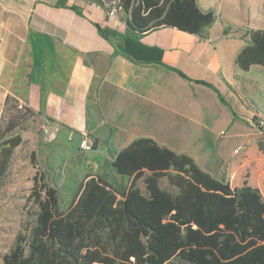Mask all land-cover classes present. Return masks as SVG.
<instances>
[{
    "label": "crops",
    "instance_id": "0c3cea01",
    "mask_svg": "<svg viewBox=\"0 0 264 264\" xmlns=\"http://www.w3.org/2000/svg\"><path fill=\"white\" fill-rule=\"evenodd\" d=\"M197 4L215 17L198 35L162 27L136 37L108 0H0V125L8 106L26 109L32 124L57 127L59 150L80 151L88 135L90 159L111 163L151 139L222 181L236 155L264 145L253 125L264 119V68L235 63L249 31L264 28V0ZM16 135L13 151L33 140Z\"/></svg>",
    "mask_w": 264,
    "mask_h": 264
},
{
    "label": "trees",
    "instance_id": "16d2710c",
    "mask_svg": "<svg viewBox=\"0 0 264 264\" xmlns=\"http://www.w3.org/2000/svg\"><path fill=\"white\" fill-rule=\"evenodd\" d=\"M108 1L122 8L127 29L136 37L162 27L198 35L215 18L197 0ZM249 35L235 63L245 71L253 65L264 68V28ZM13 109L17 107L10 105L6 112ZM16 126L13 117L0 129V184L21 143L18 135L6 137ZM35 156L30 155L35 169L31 197L39 213L30 254L24 253V237H18L3 264H264L261 143L236 155L220 181L186 154L151 139L136 140L111 163L127 177L126 186L87 173L64 210ZM163 178L176 193L160 187ZM141 179L145 194L137 185Z\"/></svg>",
    "mask_w": 264,
    "mask_h": 264
},
{
    "label": "rangeland",
    "instance_id": "374dc122",
    "mask_svg": "<svg viewBox=\"0 0 264 264\" xmlns=\"http://www.w3.org/2000/svg\"><path fill=\"white\" fill-rule=\"evenodd\" d=\"M123 11H120L122 13ZM15 117L16 128L6 137L13 135H33V140H24L21 147L13 151L10 165L0 184V264L3 256L15 246L18 237H24V253L30 254V243L37 226L38 205L31 197L35 169L30 155L35 152L37 162L47 174V182L57 188L58 206L61 210L68 206L78 184L87 173H96L105 178L115 187L126 186L127 177L118 175L111 165L113 155L108 154L101 160L92 161L89 153H81L76 148H60L58 141L46 143L40 125L32 124L33 115L23 109H13L5 113V121L1 130ZM27 137V136H26ZM60 138L58 136L57 140ZM36 142L37 151H27L29 142ZM55 148L58 151H55ZM160 187L171 193L177 189L171 187L165 178L161 179ZM145 194L143 180L137 183Z\"/></svg>",
    "mask_w": 264,
    "mask_h": 264
},
{
    "label": "built area",
    "instance_id": "2783aa9c",
    "mask_svg": "<svg viewBox=\"0 0 264 264\" xmlns=\"http://www.w3.org/2000/svg\"><path fill=\"white\" fill-rule=\"evenodd\" d=\"M109 3V16L114 17L119 11H122V8L119 7L115 2ZM253 125L258 130H264V119L261 117L255 118ZM78 148L83 153H91L94 150V142L88 135H84L78 143ZM237 152L238 151H235V153Z\"/></svg>",
    "mask_w": 264,
    "mask_h": 264
},
{
    "label": "water",
    "instance_id": "95a60500",
    "mask_svg": "<svg viewBox=\"0 0 264 264\" xmlns=\"http://www.w3.org/2000/svg\"><path fill=\"white\" fill-rule=\"evenodd\" d=\"M57 127L52 125H44L43 131H44V141L46 143H49L53 141L57 135Z\"/></svg>",
    "mask_w": 264,
    "mask_h": 264
}]
</instances>
